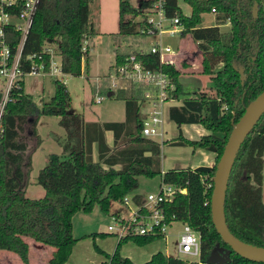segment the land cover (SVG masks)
<instances>
[{
	"label": "trees",
	"instance_id": "obj_1",
	"mask_svg": "<svg viewBox=\"0 0 264 264\" xmlns=\"http://www.w3.org/2000/svg\"><path fill=\"white\" fill-rule=\"evenodd\" d=\"M93 0H40L29 29L23 55L40 53L45 43L56 47L62 71L79 76L84 72L82 60L88 61L95 31L89 21ZM157 0H141L139 7L130 0H118V31L115 40L146 33V21L125 18L140 9L150 8ZM191 8L184 15L178 0H162L166 18L178 17L180 35H190L201 52V73L208 75L215 93H188L179 82L180 72L171 63L161 64L154 53L124 52L117 45L112 51L110 69L135 53L148 67L161 68L174 85L172 94L179 104L171 105L167 117L179 128L171 145L205 149L216 155L213 166L160 169L161 144L141 135L143 114L141 93L122 81L112 88L100 85L102 96L122 100L123 121L86 122L79 113H68L66 86L54 79V92L40 106L26 94L23 79L13 89L3 112V137L0 142V250L18 255L29 263L27 238L54 248L48 264H71L68 258L76 242L72 233V217L78 211L91 212L95 205L108 213L113 201L132 194L139 202L143 194L135 192L138 177L161 175L162 182L186 188L163 204L166 214L175 221L188 223L200 236L199 261L172 258L158 251L141 264H203L216 244L226 246L215 230L210 201L216 164L222 154L232 126L245 107L264 90V8L261 0H184ZM214 9V11H212ZM215 13L216 25L201 26L202 15ZM228 22L225 34L219 24ZM15 47V45H14ZM27 68V65H25ZM187 95V96H186ZM59 116L66 139L61 154L51 153L38 172L37 183L44 194L39 198L25 195L30 159L27 141L22 137L31 121L30 135L36 136L40 116ZM183 125H199L209 131L199 139L181 133ZM112 133L109 145L105 133ZM165 142V141H164ZM39 143V140H37ZM96 154V158H94ZM264 113L247 135L235 158L226 190L224 212L230 232L241 241L264 247ZM159 237L133 236L118 239L112 254L104 253L103 264H136L119 254L125 240L138 245ZM227 264H264L245 259L234 252Z\"/></svg>",
	"mask_w": 264,
	"mask_h": 264
},
{
	"label": "rangeland",
	"instance_id": "obj_2",
	"mask_svg": "<svg viewBox=\"0 0 264 264\" xmlns=\"http://www.w3.org/2000/svg\"><path fill=\"white\" fill-rule=\"evenodd\" d=\"M141 0H130L134 7L140 6ZM264 8V0H261ZM178 4L184 15L190 14V6L184 0H178ZM148 15L147 9H140V12L133 15H125L135 21H144ZM89 21L92 24L95 36L92 40L87 39L86 45L91 47L88 61H83L84 72L79 76H65V86L68 92V113L82 114L85 121H120L124 118V102L114 98L101 96L100 85L107 82V74L113 61L112 51L119 45L124 52H132L140 47H146L155 43L156 37H146L145 35L131 36L126 41L115 40L112 34L118 31V0H93L90 4ZM215 23L213 15L206 13L202 15L201 26ZM220 27L222 34L229 31V23ZM167 21L164 28H168ZM164 45H169L175 54V66L179 70V82L188 93L203 91L208 95L215 93L208 75L201 73V52L197 44L190 35L181 36L176 34L169 36L160 35ZM179 52V54H178ZM190 64V65H188ZM54 78L48 76L27 75L23 78V87L26 94L32 96L38 106L49 100L54 92ZM97 96H101L100 103H96ZM187 96V95H186ZM182 96L178 98L177 104L182 101ZM149 108L147 102H143L141 110ZM59 116L39 117L36 124V136L30 135V122L25 126L22 137L28 143L26 156L30 159V167L27 175V192L29 198H39L44 194L43 188L37 183L38 172L45 166L47 157L51 153L61 154L62 144L65 143V129L59 123ZM170 121V120H169ZM165 142L161 143V163L162 172L169 169H180L190 167L199 159L203 160L207 154L201 156L192 155L189 146L171 145L170 142L177 138L179 128L172 121L169 122ZM197 128L187 127L180 129L185 137L189 139H199L202 135L209 134L204 127L195 125ZM167 128V127H166ZM39 140V143H37ZM111 141V140H110ZM205 153V152H204ZM207 153V152H206ZM195 160V161H194ZM162 182L161 175L153 177H138V187L135 192L146 194L156 191ZM264 187V186H263ZM264 200V189H263ZM112 206H116L112 202ZM111 211V206L110 209ZM113 224L108 213L101 211L95 205L91 212L78 211L72 217V233L76 242L72 247L69 261L71 264H103L107 258L103 252L112 254L116 248L118 237L107 232L108 225ZM183 224L181 221H174L166 230V241L162 238L154 239L146 244L138 245L132 240H125L119 247V254L128 257L136 264H141L151 257L155 252L166 253L168 256L183 259L190 262L199 261V257L180 253L177 248ZM14 253V252H13ZM18 255L16 254V257ZM19 260L20 258L17 257ZM21 263L22 261L19 260ZM15 264V263H13ZM23 264V263H21Z\"/></svg>",
	"mask_w": 264,
	"mask_h": 264
},
{
	"label": "built area",
	"instance_id": "obj_3",
	"mask_svg": "<svg viewBox=\"0 0 264 264\" xmlns=\"http://www.w3.org/2000/svg\"><path fill=\"white\" fill-rule=\"evenodd\" d=\"M40 0H0V142L3 137L2 116L6 104L12 100L11 93L20 80L27 75L48 76L65 85V76L61 68L60 56L56 47L45 43L40 53L23 55V48ZM148 27L146 37H156L155 43L136 49L139 53L150 52L159 56L163 63L175 64V54L171 47L164 45L161 36L180 34L182 26L178 17L166 18L162 0H157L146 8ZM214 11V9L212 10ZM169 24L164 28V22ZM84 42V49L87 46ZM15 45V47H14ZM84 61V58L82 62ZM27 65V68H25ZM107 85L119 87L122 81L131 83L141 93L139 104L147 102L149 108L143 113L141 135L158 140L160 144L167 135L166 124L168 109L176 105L178 99L172 94L174 85L169 75L161 68L152 69L135 53L125 57L124 61L112 68L107 74ZM102 85V84H101ZM102 96V95H101ZM97 96L96 103H100ZM186 193V188L175 187L161 182L156 191L143 194L141 201L134 200L132 194L113 201L116 206L109 210L113 224L108 225L107 232L118 239L133 236L159 237L166 241V230L175 221L174 216L166 214L163 204L170 202L175 193ZM110 209V208H109ZM177 248L180 253L200 255V236L188 223L182 222Z\"/></svg>",
	"mask_w": 264,
	"mask_h": 264
},
{
	"label": "water",
	"instance_id": "obj_4",
	"mask_svg": "<svg viewBox=\"0 0 264 264\" xmlns=\"http://www.w3.org/2000/svg\"><path fill=\"white\" fill-rule=\"evenodd\" d=\"M264 113V90L248 103L241 117L233 124L222 154L216 164L210 209L213 226L226 246L216 244L203 264H227L231 252L255 262L264 263V247L245 243L235 237L226 224L224 203L230 173L247 135Z\"/></svg>",
	"mask_w": 264,
	"mask_h": 264
},
{
	"label": "crops",
	"instance_id": "obj_5",
	"mask_svg": "<svg viewBox=\"0 0 264 264\" xmlns=\"http://www.w3.org/2000/svg\"><path fill=\"white\" fill-rule=\"evenodd\" d=\"M209 14L213 15V18H214V21H215V23H213L211 25H216L217 24V20H216V17H215V13L212 12V13H209ZM225 25H227V24H223V23L219 24V29H220V27L225 26ZM206 26H210V24H208ZM184 38H185V36H184ZM178 54H179V52H178ZM188 65H190V64H188ZM142 104L143 103L140 104V112L143 114L145 111H147L148 108L146 110L142 111L141 110ZM123 115H124V118H125V110H124V114ZM124 118L122 120H120V121H123ZM86 122H94V121H86ZM96 122H104V121H96ZM168 126H169V123L166 124V127H167L166 129L169 128ZM187 127L196 128L195 125H183V126H181L182 130H185ZM105 138H106L107 143L109 145H111L112 144V133L111 132H106L105 133ZM189 147L191 148V153H192L193 156L194 155L201 156L203 154H207L206 157L203 158V160H199V159H197L196 161L194 160L195 164L190 166V168H194V167L201 166V165L213 166L214 161H215V157H216V155L214 153L209 152V151H207L205 149H202V148H198V147H191V146H189ZM94 158H96V154H94ZM160 159H161V157H160ZM185 168H188V167H185ZM27 187H28V185L25 188V195H26V192H27ZM26 241L28 243V248H29V263L30 264H48V259L51 257V255H52V253L54 251V248L51 247V246L44 245L42 243L36 242V241H34L32 239H29V238H27ZM163 254L168 256L166 253H163ZM17 257H16V254L11 252V251L0 250V264H13V263L21 264L22 262L20 263L19 262L20 259L18 260ZM68 262L70 263L69 258H68ZM134 263H136V262H134Z\"/></svg>",
	"mask_w": 264,
	"mask_h": 264
}]
</instances>
